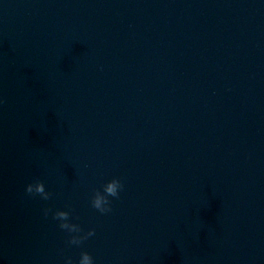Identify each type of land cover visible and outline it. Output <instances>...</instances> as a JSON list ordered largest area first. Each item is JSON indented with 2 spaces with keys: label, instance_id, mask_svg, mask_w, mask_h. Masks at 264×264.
I'll list each match as a JSON object with an SVG mask.
<instances>
[{
  "label": "water",
  "instance_id": "obj_1",
  "mask_svg": "<svg viewBox=\"0 0 264 264\" xmlns=\"http://www.w3.org/2000/svg\"><path fill=\"white\" fill-rule=\"evenodd\" d=\"M81 251L264 264V0H0V264Z\"/></svg>",
  "mask_w": 264,
  "mask_h": 264
},
{
  "label": "clouds",
  "instance_id": "obj_2",
  "mask_svg": "<svg viewBox=\"0 0 264 264\" xmlns=\"http://www.w3.org/2000/svg\"><path fill=\"white\" fill-rule=\"evenodd\" d=\"M123 184L118 178H113L109 180L105 185V193L107 195L117 197L119 192L122 190ZM25 192L31 195H39L42 199L47 200L49 198V193L44 190V185L40 180L35 182H30L25 185ZM92 206L98 209L101 213L110 211V205L107 200L106 195L97 193L92 198ZM49 209L45 208L43 214L48 215ZM67 213L63 210H56L52 213V216L55 220L59 221V227L66 230L68 233L73 234L68 238V244L78 245L82 240L87 239L89 236L94 235V230L89 229L87 233H80L79 226L76 224L69 223L67 221ZM65 264H73V261L70 257L65 259ZM75 264H94L92 255L88 251H81L78 257V260Z\"/></svg>",
  "mask_w": 264,
  "mask_h": 264
}]
</instances>
